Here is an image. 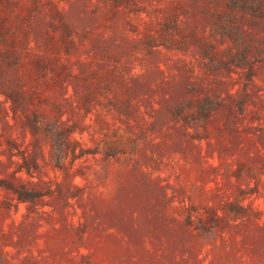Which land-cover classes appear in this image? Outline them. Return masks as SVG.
I'll return each mask as SVG.
<instances>
[{
  "label": "rangeland",
  "instance_id": "rangeland-1",
  "mask_svg": "<svg viewBox=\"0 0 264 264\" xmlns=\"http://www.w3.org/2000/svg\"><path fill=\"white\" fill-rule=\"evenodd\" d=\"M0 264H264V0H0Z\"/></svg>",
  "mask_w": 264,
  "mask_h": 264
}]
</instances>
